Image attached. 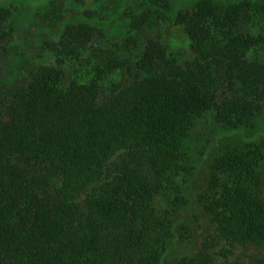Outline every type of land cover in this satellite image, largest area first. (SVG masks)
<instances>
[{"label": "trees", "instance_id": "obj_1", "mask_svg": "<svg viewBox=\"0 0 264 264\" xmlns=\"http://www.w3.org/2000/svg\"><path fill=\"white\" fill-rule=\"evenodd\" d=\"M133 1L42 0L21 39L53 52L45 65L23 59L19 13L0 0V264H161L172 232L156 206L190 125L264 108V0ZM113 22L118 41L104 40ZM253 154L215 160L197 196L246 236L264 228L245 202Z\"/></svg>", "mask_w": 264, "mask_h": 264}, {"label": "rangeland", "instance_id": "obj_2", "mask_svg": "<svg viewBox=\"0 0 264 264\" xmlns=\"http://www.w3.org/2000/svg\"><path fill=\"white\" fill-rule=\"evenodd\" d=\"M7 1L19 13L20 31L18 29L17 37L20 39L15 42L19 47L22 43L28 54V57L23 55V59L53 64L51 51L38 57L37 48L41 45L39 37L35 36V43L31 42L34 48L30 42L26 48L21 39L30 38L32 31L28 27L38 17L36 5L41 4L42 0H23V3L22 0L20 3L18 0ZM197 1L200 0H167L166 3L172 12H184ZM133 3V0H127L128 7ZM115 25L116 22H113L107 28L105 24L104 40L110 38L118 41L121 31H112ZM120 25L117 24V27ZM108 34L110 37H107ZM175 42L177 48L186 52L184 43L188 42L185 36L180 34V39ZM14 78H17V73ZM252 117L245 124L232 126L217 122L214 114L207 111L190 125L180 150L178 167L169 174L164 197L158 200L156 206L158 214L168 220L172 232L161 264H258L257 260L262 261L259 264H264V228L250 236L234 226L223 228L214 220L219 219L221 224L227 222L226 219L230 217L226 213L228 210L218 207L215 202L212 207H202L197 200V196L206 193L210 187L208 184L213 172L210 166L215 160L225 158L237 147L255 150L253 157L257 163V174L248 188L250 198L245 202L248 206L250 202L255 204L253 216L259 218V224L264 226V108L254 109Z\"/></svg>", "mask_w": 264, "mask_h": 264}]
</instances>
